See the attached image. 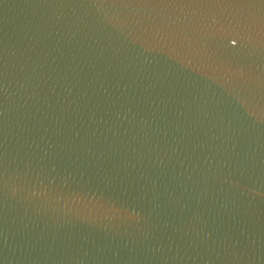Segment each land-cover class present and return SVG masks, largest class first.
Returning <instances> with one entry per match:
<instances>
[{
    "label": "water",
    "instance_id": "water-1",
    "mask_svg": "<svg viewBox=\"0 0 264 264\" xmlns=\"http://www.w3.org/2000/svg\"><path fill=\"white\" fill-rule=\"evenodd\" d=\"M0 264H264V0H0Z\"/></svg>",
    "mask_w": 264,
    "mask_h": 264
}]
</instances>
